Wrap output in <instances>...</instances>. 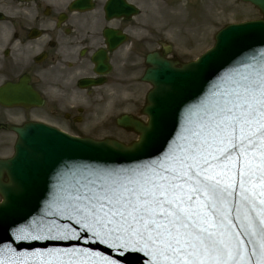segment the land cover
Wrapping results in <instances>:
<instances>
[{
    "label": "snow or ice",
    "instance_id": "obj_1",
    "mask_svg": "<svg viewBox=\"0 0 264 264\" xmlns=\"http://www.w3.org/2000/svg\"><path fill=\"white\" fill-rule=\"evenodd\" d=\"M248 67L247 74L222 81L183 145L143 170L89 173L76 182L67 207L122 240L121 247L143 245L164 264H228L240 256L226 230L229 215L240 209L229 205L234 186L221 179L216 161L230 160L238 149L239 159L257 143L264 147V65ZM240 187L242 204L250 207L243 178ZM259 256L256 264H264V243Z\"/></svg>",
    "mask_w": 264,
    "mask_h": 264
},
{
    "label": "flooded vegetation",
    "instance_id": "obj_2",
    "mask_svg": "<svg viewBox=\"0 0 264 264\" xmlns=\"http://www.w3.org/2000/svg\"><path fill=\"white\" fill-rule=\"evenodd\" d=\"M150 3L0 0V128L40 121L81 129L105 93L140 95L135 84L153 43ZM99 58L107 72L96 70Z\"/></svg>",
    "mask_w": 264,
    "mask_h": 264
},
{
    "label": "water",
    "instance_id": "obj_3",
    "mask_svg": "<svg viewBox=\"0 0 264 264\" xmlns=\"http://www.w3.org/2000/svg\"><path fill=\"white\" fill-rule=\"evenodd\" d=\"M243 1L251 2L264 16V0ZM248 49L255 50L249 64L264 53V19L224 26L215 34L211 49L180 67L156 53L148 55L149 67L142 78L153 86L142 109L148 121L144 124L129 115L117 120L139 134L129 147L115 140L69 136L40 123L13 128L17 134L14 154L0 159V233L17 225L25 230L29 225L41 227L42 235L55 231L87 233L81 221L72 219L74 212L67 207L75 178L87 170L121 163L116 154L125 157L134 169L136 161L157 154L155 147L168 145L169 154L177 144L183 145L176 134L183 128L191 129L189 122L197 121L195 116L202 114V105L211 97L206 95L210 84L216 89L222 86L218 74L237 67L236 58Z\"/></svg>",
    "mask_w": 264,
    "mask_h": 264
},
{
    "label": "rangeland",
    "instance_id": "obj_4",
    "mask_svg": "<svg viewBox=\"0 0 264 264\" xmlns=\"http://www.w3.org/2000/svg\"><path fill=\"white\" fill-rule=\"evenodd\" d=\"M172 1L174 0H151L152 36L154 39L162 38L170 43L173 46L171 54L181 60H191L209 48L213 44L215 32L225 24L261 16L254 6L239 0H191L192 3L178 0L175 4H166ZM138 90L142 92L141 86ZM124 96L125 93L119 94L118 97L103 96L102 106L95 110L96 114L88 115L93 119V124L88 127L85 125L81 129L76 128L71 133L96 138L110 136L125 143L135 139L137 135L134 132L126 131L112 122L114 116L116 121L118 112L138 113L142 106V100L138 101V108L128 105V99ZM13 140L14 135L0 132V155L12 153Z\"/></svg>",
    "mask_w": 264,
    "mask_h": 264
},
{
    "label": "bare ground",
    "instance_id": "obj_5",
    "mask_svg": "<svg viewBox=\"0 0 264 264\" xmlns=\"http://www.w3.org/2000/svg\"><path fill=\"white\" fill-rule=\"evenodd\" d=\"M119 134H121L122 131H117ZM123 133V132H122ZM124 134V133H123Z\"/></svg>",
    "mask_w": 264,
    "mask_h": 264
}]
</instances>
